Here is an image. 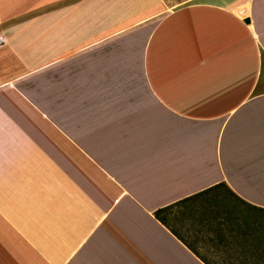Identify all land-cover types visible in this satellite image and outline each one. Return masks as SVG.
<instances>
[{
    "label": "crops",
    "instance_id": "obj_1",
    "mask_svg": "<svg viewBox=\"0 0 264 264\" xmlns=\"http://www.w3.org/2000/svg\"><path fill=\"white\" fill-rule=\"evenodd\" d=\"M241 1L0 0V264H204L156 211L222 183L264 210V0Z\"/></svg>",
    "mask_w": 264,
    "mask_h": 264
},
{
    "label": "trees",
    "instance_id": "obj_2",
    "mask_svg": "<svg viewBox=\"0 0 264 264\" xmlns=\"http://www.w3.org/2000/svg\"><path fill=\"white\" fill-rule=\"evenodd\" d=\"M155 217L204 264H220L198 249L200 244L210 247L212 235L218 241H244L239 243L241 257L223 264H264V210L241 200L224 183L160 209ZM180 223L188 227L193 243L174 227Z\"/></svg>",
    "mask_w": 264,
    "mask_h": 264
},
{
    "label": "rangeland",
    "instance_id": "obj_3",
    "mask_svg": "<svg viewBox=\"0 0 264 264\" xmlns=\"http://www.w3.org/2000/svg\"><path fill=\"white\" fill-rule=\"evenodd\" d=\"M177 2H182L183 0H171V3H176ZM245 3V0L237 3L239 4L238 7L236 8V12H239V13H242L246 10H248V5H244ZM236 5V4H235ZM174 227L180 231V233L191 243H193V237L191 236V234H189L187 231H188V227L185 226H182V224H174ZM198 249H200L199 251L204 254V255H208L207 253L209 252V258H211V249L210 247H207V246H204L202 244H200V247H198ZM212 259V258H211ZM215 261L217 262H220V264L224 263L225 260H221V259H214Z\"/></svg>",
    "mask_w": 264,
    "mask_h": 264
},
{
    "label": "built area",
    "instance_id": "obj_4",
    "mask_svg": "<svg viewBox=\"0 0 264 264\" xmlns=\"http://www.w3.org/2000/svg\"><path fill=\"white\" fill-rule=\"evenodd\" d=\"M6 40L4 38H0V46L5 45Z\"/></svg>",
    "mask_w": 264,
    "mask_h": 264
},
{
    "label": "water",
    "instance_id": "obj_5",
    "mask_svg": "<svg viewBox=\"0 0 264 264\" xmlns=\"http://www.w3.org/2000/svg\"><path fill=\"white\" fill-rule=\"evenodd\" d=\"M250 22H251V21H250V18H249V17H246V18L244 19V23H245V24H250Z\"/></svg>",
    "mask_w": 264,
    "mask_h": 264
}]
</instances>
